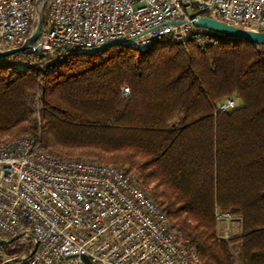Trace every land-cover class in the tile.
Wrapping results in <instances>:
<instances>
[{"label":"trees","instance_id":"1","mask_svg":"<svg viewBox=\"0 0 264 264\" xmlns=\"http://www.w3.org/2000/svg\"><path fill=\"white\" fill-rule=\"evenodd\" d=\"M226 98L240 103L220 112ZM40 133L52 155L132 174L203 264H264V45L194 27L145 52L0 57V142ZM218 209L240 233L221 235ZM29 241L3 246L20 257Z\"/></svg>","mask_w":264,"mask_h":264},{"label":"built area","instance_id":"2","mask_svg":"<svg viewBox=\"0 0 264 264\" xmlns=\"http://www.w3.org/2000/svg\"><path fill=\"white\" fill-rule=\"evenodd\" d=\"M188 1L49 0L37 45L67 54L124 40L145 52L162 39H188L195 27L189 9L197 18L264 31V0ZM36 2L0 0L1 50L20 47L33 32ZM122 94L129 96V87ZM237 106L226 98L218 110ZM216 216L219 224L234 218L219 209ZM0 229L3 238L23 234L34 245L29 234L35 235L38 247L28 264H88L83 256L92 264H203L132 174L114 164L52 155L41 133L0 142ZM221 235L234 234L228 227ZM12 258L0 242V264Z\"/></svg>","mask_w":264,"mask_h":264},{"label":"water","instance_id":"3","mask_svg":"<svg viewBox=\"0 0 264 264\" xmlns=\"http://www.w3.org/2000/svg\"><path fill=\"white\" fill-rule=\"evenodd\" d=\"M48 1L49 0H37V2H36V12H37V16H38L37 26L33 30V32L29 35L27 40L20 47L9 49V50H1L0 49V57H6V56L12 55L14 53H17L19 51L26 50L28 48H30V49L35 48L36 51L41 50L40 45H37V40L40 37V35L42 33L43 26H44V14H45V9H46ZM184 1H185L186 5H189L188 0H184ZM188 12H189L190 17L192 18V22H193L194 26L197 28L214 31V32L224 34L227 36L239 37V38H242L245 40H249L255 44L264 45V31H253V30H249L246 28L233 26V25H230L228 23H225V22H222L219 20H215V19L210 18L208 16H201L200 18H197L190 9L188 10ZM118 44H126V41H124V40L111 41V42H108L106 44H103V45L95 47V48H88V49L84 50V52L96 53V52L102 51L108 47L118 45ZM29 236L35 240V245H34L33 250L27 255H23L20 257H16V258L6 260L3 264H12V263H17V262H22V261L28 260L36 252L37 247H38V242L36 240V237L33 233H30ZM22 237H23V234L7 239V238H3L0 234V242L9 243V242H12L14 240L21 239ZM83 259L86 260L88 262V264H92V262L90 261V259L87 256H83Z\"/></svg>","mask_w":264,"mask_h":264},{"label":"crops","instance_id":"4","mask_svg":"<svg viewBox=\"0 0 264 264\" xmlns=\"http://www.w3.org/2000/svg\"><path fill=\"white\" fill-rule=\"evenodd\" d=\"M220 233H223L228 227L232 228L233 234H238L241 232V223L238 218H233L231 221H225L219 224Z\"/></svg>","mask_w":264,"mask_h":264},{"label":"rangeland","instance_id":"5","mask_svg":"<svg viewBox=\"0 0 264 264\" xmlns=\"http://www.w3.org/2000/svg\"><path fill=\"white\" fill-rule=\"evenodd\" d=\"M47 7V6H46ZM46 10V9H45ZM47 11H48V9L46 10V15H47ZM45 15V14H44ZM44 20H45V18H44ZM44 24H45V21H44ZM36 26H37V22H36V24H35V26H34V29L36 28ZM240 102L239 101H237V104H239ZM150 195V194H149ZM0 234L1 235H5V233L0 229ZM23 242H25L26 244H29L30 243V241H29V239L28 240H23Z\"/></svg>","mask_w":264,"mask_h":264}]
</instances>
